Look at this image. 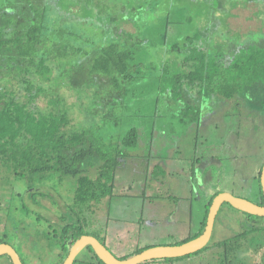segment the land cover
I'll list each match as a JSON object with an SVG mask.
<instances>
[{"label":"rangeland","instance_id":"374dc122","mask_svg":"<svg viewBox=\"0 0 264 264\" xmlns=\"http://www.w3.org/2000/svg\"><path fill=\"white\" fill-rule=\"evenodd\" d=\"M219 1V8L213 9L212 0H0V11L11 17L17 7V23H34L33 17L41 22L47 40L34 65H20L27 68L26 73L17 71L16 62L0 63L1 88L21 103H27L28 97L35 94L28 103L30 110L63 112L69 120L67 132L88 130L106 148L113 147L130 129L138 132L137 145L127 149L128 157L116 169L112 201L107 206L103 203L93 226L87 229L106 236V247L116 256L146 247L170 246L187 238L189 231L199 230L206 197L199 189L200 200L192 201L189 218V204L182 192L185 165L189 164L194 144L198 155L219 160V165L212 166L208 173L210 187L257 202V172L264 160L261 86L255 85L258 88L230 105L226 101L206 102L198 124L181 119L169 97L159 94L157 78L164 67L167 65V72L179 70L181 58L173 44L196 28L208 29L204 43L213 51L224 50L226 59L240 45L264 43V4ZM112 41L133 52L131 70L135 78L120 84V90L106 79L87 75L96 45ZM70 49L87 53L74 55ZM39 58H43V69L38 66ZM24 80L30 84L29 92ZM23 183L0 181V240H5L24 264H57L58 249L46 234L59 229L58 217L64 205L71 203L73 182L35 179L33 187L40 194L34 199L25 194ZM137 192L145 197L120 196ZM239 219L240 214L224 203L214 222L212 240L241 232L245 226ZM149 221L155 227H147ZM222 221L225 227L218 234ZM123 226L125 233L120 230ZM252 235L249 243L253 239V245L264 244L263 233ZM22 244L24 252L30 251L31 260L20 251ZM221 252L206 250L173 262L140 264H220ZM262 252L245 262L264 264ZM87 255L83 249L76 259L87 260ZM0 264L9 262L1 257Z\"/></svg>","mask_w":264,"mask_h":264},{"label":"trees","instance_id":"16d2710c","mask_svg":"<svg viewBox=\"0 0 264 264\" xmlns=\"http://www.w3.org/2000/svg\"><path fill=\"white\" fill-rule=\"evenodd\" d=\"M240 1L264 4V0ZM211 5L213 9H217L220 1L212 0ZM31 7L33 9V5ZM17 10L16 7L13 17L4 10L0 11V63L7 60L16 62L19 65L17 71L26 73L27 68L21 66L34 65L39 49L47 40L42 35V23L35 17L31 20L35 21L34 23L28 25L26 24L28 22L17 23L15 20ZM207 34V28L203 30L196 28L175 41L173 50L176 48L181 58L179 70L175 73L167 72L166 65L157 78L159 94L167 95L175 105L179 117L192 124L199 123L206 102L226 101L229 105L236 103L244 99L252 89L258 88L255 85H260L264 91V43L250 42L240 45L226 59L224 50L213 51L206 46L204 41ZM96 47V54L87 69L89 77L106 79L117 90H120V84L135 78L131 70L133 52L130 49L118 41L108 42L103 46L97 44ZM69 51L74 55L87 53L86 50L78 49ZM57 54L61 58L64 57V54ZM37 63L40 69L44 68L43 58H39ZM23 82L29 92V82L27 80ZM35 96L33 94L28 97L27 103H21L15 100L10 92L0 87V181L24 182L25 194L32 199L34 195L40 194L33 187L35 179L39 182L46 180L62 182L70 179L73 182L71 203L64 205V211L58 217L59 229L48 231L46 234L54 239L52 245L58 249L57 264H62L67 257L68 246L81 236H92L105 246L104 236H98L96 232L87 229L93 226L94 216L104 206L103 203L107 206L114 196L116 169L128 157L127 149L137 145L138 132L132 128L113 147H103L88 130L67 132L69 120L65 113L30 110L28 103L32 102ZM263 164L264 160L261 167ZM217 194L215 193L205 206L200 231L174 245L194 239L203 232L209 206ZM258 195L259 201L256 204L263 205L260 184ZM237 212L243 216V220L239 222L245 228L241 232L229 238L212 240L214 225L208 244L192 255L206 250H221L222 255L218 254L222 256L218 258L220 264L229 262L247 264L245 260L254 259L261 251L264 257V244L253 245V239L250 243L248 241L250 237L253 238L252 234H264V217ZM0 243L8 244L5 240H0ZM148 248L137 249L131 254L116 258L125 260ZM85 250L88 253L87 260L75 259L74 262L103 264L89 246L85 247ZM3 257L11 264L7 256ZM182 258L164 260L173 262ZM20 260L22 261L21 258ZM22 263L24 264L23 261Z\"/></svg>","mask_w":264,"mask_h":264},{"label":"water","instance_id":"95a60500","mask_svg":"<svg viewBox=\"0 0 264 264\" xmlns=\"http://www.w3.org/2000/svg\"><path fill=\"white\" fill-rule=\"evenodd\" d=\"M259 184L263 197V205H258L244 198L235 197L230 193H218L212 199L209 206L203 232L198 237L187 242L179 245L148 248L128 259L120 260L96 238L84 235L71 246H68V254L62 264H73L77 255L87 246L92 249L94 254L103 264H140L153 260L176 259L195 254L208 244L212 235L217 213L224 203L228 204L233 209L248 215L264 217V164L260 170ZM3 256H7L10 259L11 264H23L17 252L6 243H0V258Z\"/></svg>","mask_w":264,"mask_h":264},{"label":"crops","instance_id":"0c3cea01","mask_svg":"<svg viewBox=\"0 0 264 264\" xmlns=\"http://www.w3.org/2000/svg\"><path fill=\"white\" fill-rule=\"evenodd\" d=\"M202 118V116H201ZM201 120V119H200ZM171 158H166V161H169ZM174 159V158H173ZM190 160H188L189 164H186L185 166L187 167L186 171L184 172V177H183V182H184V190H182L183 192V199L184 201H187L189 206H187V210H188V214H189V218H191L192 216V201L197 199V200H200V196H199V189L202 190L204 196L206 197L204 199L205 201V204H204V208L206 206V204L209 202V200L211 199V197L215 194V193H221L222 191L219 190V189H216V188H213V187H210V182H208L209 180V176H208V173H210V168L214 165H219V160L216 159L214 156H204L202 154L198 155L197 154V148H196V145L194 144V147H193V150H192V156L190 158H188ZM259 171V169H258ZM257 178H258V172H257ZM130 193V192H129ZM229 193V192H228ZM114 194V193H113ZM120 196H124V197H130V198H136V196H143V198L145 197V194L144 193H135V194H121ZM257 198V201H259V195L256 196ZM112 201V200H111ZM117 208V205L116 207H114V209ZM204 214H205V211H204ZM240 214V219L239 221L241 222L243 220V216ZM110 216H109V211L107 212V215H106V220L109 222V219ZM203 218H204V215H203ZM203 220V219H202ZM202 220L199 221V230L197 232L200 231L201 229V225H202ZM140 222L143 221L142 220V216L139 220ZM108 222H106V225H108ZM128 221L124 222V223H127ZM142 225L144 224V221L141 223ZM155 223L152 222V221H149L148 223H146L147 227H155L154 225ZM125 226V225H124ZM124 226L120 229L122 230V232L125 233V228ZM188 226H190V222L188 223ZM225 226H223V222H220L219 223V226H218V234L219 232H221L222 228H224ZM127 229V228H126ZM124 230V231H123ZM197 232H193L191 233L190 231L188 232L187 236L186 237H189V236H192V235H195ZM213 232V231H212ZM215 232V231H214ZM106 236H104V240H105V246H106V241L108 240L107 238H105ZM186 239V238H185ZM182 238V240H180L179 242L185 240ZM221 239H224V238H220L218 240H221ZM178 242V243H179ZM176 244V243H175ZM170 246L174 245V244H169ZM26 247V246H25ZM20 251L23 250V244L20 246ZM27 248V247H26ZM107 248V247H106ZM25 256H27L30 260H31V254H30V251L28 252V250H26V252H24V250L22 251ZM58 251H56L55 253V256H57L58 258V254H57ZM112 253V252H111ZM113 254V253H112ZM114 255V254H113ZM116 256V255H114ZM123 255H120V256H116V257H121ZM20 257V256H19ZM21 258V257H20ZM33 259V257H32Z\"/></svg>","mask_w":264,"mask_h":264}]
</instances>
